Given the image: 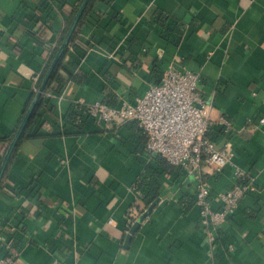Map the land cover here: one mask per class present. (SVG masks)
Masks as SVG:
<instances>
[{
	"label": "crops",
	"instance_id": "1",
	"mask_svg": "<svg viewBox=\"0 0 264 264\" xmlns=\"http://www.w3.org/2000/svg\"><path fill=\"white\" fill-rule=\"evenodd\" d=\"M80 1L0 0V138L16 128ZM182 66L199 73L210 116L233 127L214 135L217 144L230 140L231 163L218 174L202 169L212 207L238 170L254 186L213 243L200 222L195 178L176 166L163 170L135 122H98L82 109L132 102L167 68ZM60 74L66 84L48 97L35 136L8 165L14 190L0 194V253L13 251L14 264H264V0L97 1ZM151 164L161 171L146 208L149 188L136 185ZM135 203L139 226L126 245Z\"/></svg>",
	"mask_w": 264,
	"mask_h": 264
},
{
	"label": "built area",
	"instance_id": "2",
	"mask_svg": "<svg viewBox=\"0 0 264 264\" xmlns=\"http://www.w3.org/2000/svg\"><path fill=\"white\" fill-rule=\"evenodd\" d=\"M52 94L48 91L45 96L48 98ZM211 107L200 88L199 73L182 66L167 68L158 82L151 83L144 94L132 102L122 100L111 106L99 101L82 106V109L98 122H135L146 136L145 147L149 154L161 156L195 178L198 182L195 202L200 208V222L206 227L208 241L213 243L221 223L237 208L244 195L254 190V186L249 174L238 170L233 186L218 196L221 206L218 209L212 207L210 185L203 177L202 169L207 167L212 174H218L231 163L230 140L226 138L217 144L212 131L218 126L219 133L227 136L233 127L225 116L212 118ZM260 122H264V118ZM135 221L134 205L127 214L126 229ZM232 249L231 245L227 246V251ZM14 260L15 253L10 250L0 256V264H14Z\"/></svg>",
	"mask_w": 264,
	"mask_h": 264
},
{
	"label": "trees",
	"instance_id": "3",
	"mask_svg": "<svg viewBox=\"0 0 264 264\" xmlns=\"http://www.w3.org/2000/svg\"><path fill=\"white\" fill-rule=\"evenodd\" d=\"M83 0L80 1V4ZM97 1H100V2H103L105 4H110L112 2V0H88V2L86 3V6H85V9L80 17V19L78 20V23L76 25V28L75 30L73 31L70 39H69V42H68V47L66 48H63L60 50V46L63 42V39H64V36L68 30V27L79 7H78L74 10V12L72 13V15L70 16V18L64 23V26H63V29L61 30V33L59 35V38H58V41H57V45L56 47L52 50L51 54L49 55L48 59L46 60V62L44 63L43 65V68L41 69L40 71V74L38 75V78L34 84V88L36 90H34L32 93H31V96L29 98V101L28 103L26 104L25 108L23 109L22 111V114L20 116V119L18 120V123L16 125V128L14 129V131L12 132V134L8 137H5V138H0V143L4 144L3 146V150L1 152V155H2V159L8 149V146L9 144L11 143L13 137L15 136L32 100L34 99L36 93L38 92L39 90V86H40V83L44 77V75L46 74L51 62L53 61L54 57L58 54V59H57V62L55 64V67L53 68V70L51 71L50 75H49V78H48V81L43 89V91L40 93L32 111H31V114L30 116L28 117L25 125H24V128H23V131L14 147V150L10 156V159L8 161V164H7V167L5 169V172L3 174V177L0 181V194L3 192V189L5 188V186L10 189L8 187V185L6 184V177H7V170H8V165L12 162V160L14 159V156L17 152V149L20 145V143L25 140V139H29V138H32L35 136L34 132H33V128L35 126V121H36V117L39 115L41 109L43 107H45L46 105V101L49 99L45 96L46 92L48 91H52L53 93H58L62 90V88L64 87V85L66 84V79L60 74V70L62 68V63H63V60H64V57L68 51V48L70 46H73L75 44V41L77 39V35H78V31H79V28L81 27L82 25V22H83V18L85 17V15L90 11V9L92 8L93 4ZM157 16H156V20L157 21H161L160 18H161V14L159 13H156ZM161 24L163 25V21H161ZM162 76V75H161ZM67 117V116H66ZM68 118V117H67ZM71 119V118H70ZM71 122V121H70ZM218 129L216 130L213 129L212 131V136L213 138L215 139L214 135H218ZM224 136V135H223ZM154 161L156 163H158L162 168L163 170L165 169H170L173 165L169 164L164 158H162L161 156L159 155H156L154 157ZM161 171V168L158 169L157 167L153 166L152 164L151 165H147L146 168H145V172H144V176H142L138 182H137V187L138 188H143L142 186L145 185L149 188L148 192L143 196V201L145 203V207L148 208V207H151L152 204H154L155 202V199L157 197V183L155 181V174L159 173ZM12 190V189H10ZM14 190V189H13ZM12 190V191H13ZM135 207H136V203L134 204ZM18 222L15 224V227H16V231L18 229ZM19 230V229H18ZM18 232V231H17ZM11 237V236H10ZM8 237L6 239V241L8 242H12V238ZM14 237V235L12 236ZM1 247L3 248H7L5 243L4 245H1ZM8 252V249L6 250V252L4 253H0V256H3L5 254H7Z\"/></svg>",
	"mask_w": 264,
	"mask_h": 264
},
{
	"label": "water",
	"instance_id": "4",
	"mask_svg": "<svg viewBox=\"0 0 264 264\" xmlns=\"http://www.w3.org/2000/svg\"><path fill=\"white\" fill-rule=\"evenodd\" d=\"M87 2H88V0H83L81 2V4L79 5V7H78V9H77V11H76L71 23H70V25L68 27V30H67V32H66V34L64 36L63 42H62V44L60 46V50L63 49V48L68 47L69 39H70L73 31L76 28L78 20L80 19L81 15H82V13H83V11L85 9V6H86ZM57 59H58V54L54 57L53 61L51 62L46 74L44 75V77H43V79H42V81L40 83L38 92L36 93L34 99L32 100V102H31V104H30V106H29V108H28V110H27V112H26V114H25V116H24V118H23V120H22V122H21V124H20V126H19V128H18V130L16 132V134H15V136L13 137L11 143L8 146V149H7L3 159L1 161V164H0V181H1L2 177H3V174H4L5 169L7 167L8 161L10 159V156H11L13 150H14V147H15V145H16V143H17V141H18V139H19V137H20V135H21V133L23 131L24 125H25L28 117L30 116L31 111H32V109H33V107H34V105H35L40 93L43 91V89H44V87H45V85H46V83L48 81L49 75H50L51 71L53 70V68L55 67ZM138 226H139V221H135L131 225V227L129 229V232H128L126 238H125V244L126 245L130 241L131 235H133L135 233V231L138 228Z\"/></svg>",
	"mask_w": 264,
	"mask_h": 264
}]
</instances>
